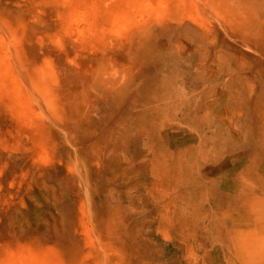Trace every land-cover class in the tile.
I'll use <instances>...</instances> for the list:
<instances>
[{
	"label": "rangeland",
	"instance_id": "rangeland-1",
	"mask_svg": "<svg viewBox=\"0 0 264 264\" xmlns=\"http://www.w3.org/2000/svg\"><path fill=\"white\" fill-rule=\"evenodd\" d=\"M0 264H264V0H0Z\"/></svg>",
	"mask_w": 264,
	"mask_h": 264
}]
</instances>
